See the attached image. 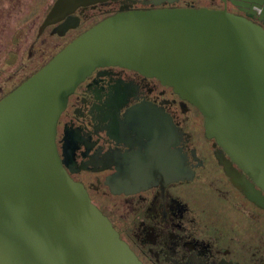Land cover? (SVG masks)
<instances>
[{
    "label": "water",
    "instance_id": "1",
    "mask_svg": "<svg viewBox=\"0 0 264 264\" xmlns=\"http://www.w3.org/2000/svg\"><path fill=\"white\" fill-rule=\"evenodd\" d=\"M91 1L57 0L49 20ZM109 64L155 75L197 105L207 133L245 171L221 158L232 180L263 203L264 27L227 8L121 10L0 100V264H144L70 175L57 146L70 94Z\"/></svg>",
    "mask_w": 264,
    "mask_h": 264
},
{
    "label": "flooded vegetation",
    "instance_id": "2",
    "mask_svg": "<svg viewBox=\"0 0 264 264\" xmlns=\"http://www.w3.org/2000/svg\"><path fill=\"white\" fill-rule=\"evenodd\" d=\"M46 1L0 0V77L21 61L1 78L0 100L121 10L227 8L264 27V0H93L55 20L49 16L57 0ZM17 16L22 26H13ZM57 146L70 175L144 264H264V201L236 185L221 158L245 171L207 133L200 108L161 78L120 64L97 66L69 96Z\"/></svg>",
    "mask_w": 264,
    "mask_h": 264
},
{
    "label": "rangeland",
    "instance_id": "3",
    "mask_svg": "<svg viewBox=\"0 0 264 264\" xmlns=\"http://www.w3.org/2000/svg\"><path fill=\"white\" fill-rule=\"evenodd\" d=\"M29 1H31V5H32V3H33V0H28V2ZM54 0H47L46 2V4H45V2L43 3L44 4V6L45 5H50L52 2H53ZM44 6H43V8L42 9H44ZM41 10V9H40ZM24 13H22L20 16L22 17V15H23ZM20 16H17L16 17V19H18V23L17 22H15L14 21V25L13 26H22L23 24H24V22H23V20H21V17ZM20 17V18H19ZM24 18H25V16H24ZM15 19V20H16ZM11 31H12V29H11ZM10 40H9V37H8V42H9ZM10 45V42L9 43H6V45L5 46H7V45ZM6 56H7V53H5V54H3V57H5L4 59H6ZM20 63H21V61L19 60L17 63H16V65H14V66H12V67H9V70H7V72L6 73H4V74H2V76L0 77V80H1V78L2 79H6V78H8V77H10L11 76V74L10 73H16V71H17V68L16 67H18V66H20ZM41 64V63H40ZM40 65H38L37 67H39ZM36 67V68H37ZM23 76V75H22ZM19 77L20 76H18V79H19Z\"/></svg>",
    "mask_w": 264,
    "mask_h": 264
}]
</instances>
